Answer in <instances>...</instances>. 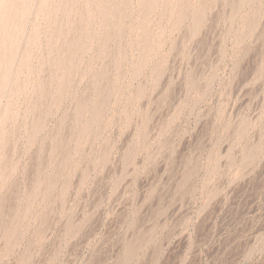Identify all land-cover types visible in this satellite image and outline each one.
I'll list each match as a JSON object with an SVG mask.
<instances>
[{"label":"rangeland","instance_id":"374dc122","mask_svg":"<svg viewBox=\"0 0 264 264\" xmlns=\"http://www.w3.org/2000/svg\"><path fill=\"white\" fill-rule=\"evenodd\" d=\"M0 264H264V0H0Z\"/></svg>","mask_w":264,"mask_h":264}]
</instances>
